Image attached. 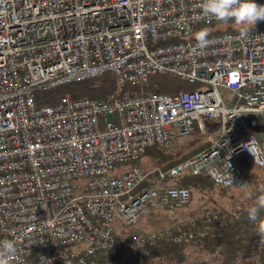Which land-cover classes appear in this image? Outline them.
Listing matches in <instances>:
<instances>
[{
    "label": "built area",
    "instance_id": "2783aa9c",
    "mask_svg": "<svg viewBox=\"0 0 264 264\" xmlns=\"http://www.w3.org/2000/svg\"><path fill=\"white\" fill-rule=\"evenodd\" d=\"M202 4L0 0V241L15 242L12 264H134L161 243L209 234L219 219L115 231L190 204L183 177L251 188L250 165L264 170V27L228 29ZM108 72L121 89L157 74L203 87L38 103L39 93ZM195 129L207 142L196 154L166 168L136 164Z\"/></svg>",
    "mask_w": 264,
    "mask_h": 264
},
{
    "label": "trees",
    "instance_id": "16d2710c",
    "mask_svg": "<svg viewBox=\"0 0 264 264\" xmlns=\"http://www.w3.org/2000/svg\"><path fill=\"white\" fill-rule=\"evenodd\" d=\"M261 26L264 27V22H261ZM227 27L228 29H232L233 25L228 24ZM148 83L151 86L148 85L145 88L143 86L141 90L133 88L134 86H127L121 89L118 86L116 75L113 72H108L96 78L73 82L47 92L39 93L38 103L55 104L64 96L72 98H102L109 93L124 92L126 90L133 93L149 92L151 87L157 84L158 88L162 91L178 94L173 89L161 85L159 80L149 81ZM191 88H187V91L195 90ZM147 152L158 159L157 163L165 162L163 165H159L164 168L171 167L185 160V158L172 160L173 154L164 153L154 147L150 148ZM249 168L251 169L254 181L259 177L258 170L260 168L253 165H250ZM179 183L200 193L214 190L217 187L210 180L202 176H185L179 180ZM217 188L221 191L228 189L223 187ZM247 209L243 208L237 211L233 216L231 215V218L227 219L222 216L221 219L210 222L211 230L209 234L198 237L193 242L199 246L202 252L214 257L217 264H264V243H261L260 236L257 234V224L259 221H251L248 218ZM260 218H264V211L260 213ZM187 244L188 242L161 243L149 256L135 255L133 257L134 264H184L188 259V254H186Z\"/></svg>",
    "mask_w": 264,
    "mask_h": 264
},
{
    "label": "rangeland",
    "instance_id": "374dc122",
    "mask_svg": "<svg viewBox=\"0 0 264 264\" xmlns=\"http://www.w3.org/2000/svg\"><path fill=\"white\" fill-rule=\"evenodd\" d=\"M258 22L261 23L264 21H257V23ZM227 24H229V22H227ZM230 24H234V22H231ZM249 27L252 28L253 26ZM155 80H159L161 85H165L173 89L175 93H179L181 91L186 92V90H188L187 88L191 87V89L203 87L200 84H191L186 81V79L182 80L162 74L150 76L148 82ZM148 82H146L145 85L134 86L133 88L141 90L143 86L144 88L148 85L151 86V84ZM157 88L158 84L153 85L149 92ZM223 93L225 96H229L227 91H223ZM206 145L207 142L206 139H204V136L198 131V129H195L193 135L190 136L189 139L184 140L181 145L174 147L173 151H163L158 148L157 149L163 151L164 153L173 154L174 156H172V160H181L196 154ZM157 160L158 159L154 155L148 154L147 152L144 157L136 164L141 166L144 170H149L155 166L163 165L165 163H157ZM130 165L131 164H126L125 166H119L118 168L119 170L127 169ZM258 171L259 177L253 181L250 189L239 190L228 188L226 191H221L216 187L214 190H209L205 193L191 190L193 197L190 204H188L186 207L175 209L173 211L169 210L148 214L137 224L129 228H122L118 224L113 225V227L115 231H118L119 234L125 236L128 234L152 231L171 223L179 222L184 225H187L188 223H195L198 218L202 217L208 212L218 213L219 219H221L222 216L226 217L227 219L229 217L231 218V215L233 216L237 211L252 206L259 195H264V171L261 169ZM186 254H188V259L184 264H217V261H215L214 257L202 252L199 249V246L193 241L188 242L186 246Z\"/></svg>",
    "mask_w": 264,
    "mask_h": 264
},
{
    "label": "clouds",
    "instance_id": "9594fccd",
    "mask_svg": "<svg viewBox=\"0 0 264 264\" xmlns=\"http://www.w3.org/2000/svg\"><path fill=\"white\" fill-rule=\"evenodd\" d=\"M201 7L205 16L225 23L234 21L242 28L243 26H255L257 21H264V5L257 4L255 0H203ZM207 37L206 30H200L195 34L201 47L206 46ZM262 211H264V195H259L255 203L247 209V213L251 221H259L257 234L260 236L261 243H264V218H260ZM15 257H17L15 242L12 240L0 241V264H12ZM16 264H22V261L17 260Z\"/></svg>",
    "mask_w": 264,
    "mask_h": 264
}]
</instances>
